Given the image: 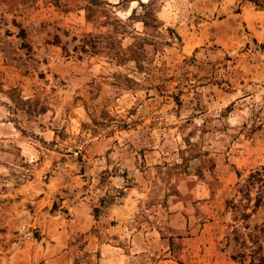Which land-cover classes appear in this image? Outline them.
Listing matches in <instances>:
<instances>
[{"label":"rangeland","instance_id":"rangeland-1","mask_svg":"<svg viewBox=\"0 0 264 264\" xmlns=\"http://www.w3.org/2000/svg\"><path fill=\"white\" fill-rule=\"evenodd\" d=\"M0 264H264V0H0Z\"/></svg>","mask_w":264,"mask_h":264},{"label":"trees","instance_id":"trees-1","mask_svg":"<svg viewBox=\"0 0 264 264\" xmlns=\"http://www.w3.org/2000/svg\"><path fill=\"white\" fill-rule=\"evenodd\" d=\"M84 46H85V44H84ZM253 179L257 180L258 182H261L262 181L261 174L259 172H254V173L250 174L248 180L251 181Z\"/></svg>","mask_w":264,"mask_h":264}]
</instances>
